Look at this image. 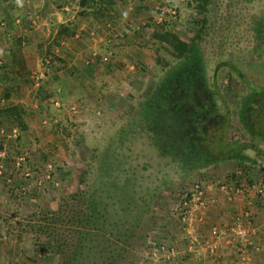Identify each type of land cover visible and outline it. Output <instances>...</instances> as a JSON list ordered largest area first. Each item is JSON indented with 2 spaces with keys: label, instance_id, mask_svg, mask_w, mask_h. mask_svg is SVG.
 Segmentation results:
<instances>
[{
  "label": "rangeland",
  "instance_id": "rangeland-1",
  "mask_svg": "<svg viewBox=\"0 0 264 264\" xmlns=\"http://www.w3.org/2000/svg\"><path fill=\"white\" fill-rule=\"evenodd\" d=\"M42 1L44 5H51L53 10L56 7L63 10L51 15V12H41L40 16L35 9L36 4H41ZM135 1H103L100 8H107L109 4L108 8L111 7L110 11L113 12L110 18L109 11L101 9L94 16L89 12L79 15L78 0H0V60L3 58L0 61V81L3 80L5 85L3 91L0 87V264H58L59 250L41 248L40 242L47 236L35 229L37 223L48 228L55 227L59 231L74 227L72 224L48 220L50 210H56L57 205L65 200L70 204L66 207L68 210H78L79 214L81 208L89 215V222L83 226V233H80V244L76 253L72 254L75 258L69 264H145L146 261L161 264L158 254L153 255V249L149 250L148 246L161 242V239L168 236L166 232L169 233L170 225H175L166 223L167 231L163 230L164 237L159 236V239L152 240L148 233L157 231L160 234L159 230L166 227V213L172 210V204L176 203L178 195L193 182L192 174L197 169H179L168 159L173 156L170 155V149L161 154L160 150L148 143V135L141 127L138 110L166 72L178 66L185 57H174L166 42L152 37L154 41L148 43L150 60L146 64L137 62L136 65L142 66L139 65L134 70L136 73L131 75L134 78L129 81V85L121 87L122 93L116 92L117 97H114L115 94L98 93L105 95L107 102H111H108L110 114L100 119L90 112L96 105L90 94L88 96L91 98L84 106H79V112L75 111V114L67 115L62 106L55 111L49 105V100L44 103V99L48 97L45 92H37L36 95L29 92L28 88L33 84L31 80L34 79L31 77L32 73L27 75L18 67L19 60L23 63L26 60L25 64L33 67L30 61L34 53H42L50 48L48 45L49 48L43 50L44 45H38L41 50L37 51L36 46L31 44L33 40L44 41L43 37L49 32L51 34L53 29L55 39L57 32L63 27L64 31L59 33L60 36L70 40L75 33L81 31L78 28L81 21L90 23L96 20L98 23H106L117 19L114 23L117 24L118 21L126 20L128 11L132 12L130 6L136 4ZM140 1L146 4L145 10L151 14V19L160 16L157 15L160 11L162 18L164 17L161 20L163 23L152 22L154 25L144 30L146 37L151 36L149 32L153 33V29H167L183 41L192 42V47L202 61L207 85L213 86L217 92L214 96L215 103L221 113L226 110L229 122L227 136L233 140L251 141L256 149L264 153L263 141L250 139L240 131L234 104L239 91L245 90L244 82L264 85V65L261 61L264 32L260 46L249 25V19L263 16L264 0ZM118 4L123 5L124 10ZM171 9L175 10L174 14L169 12ZM44 18L51 23L41 22ZM32 19H38L35 21V25H38L36 28ZM60 20L63 22H59ZM70 29L71 37L65 35ZM89 30L93 31L94 28L90 27ZM33 31H37V36ZM97 31L98 34L93 31V36L101 38L107 34L102 28ZM54 45L61 46L59 42ZM66 46L76 50L71 43L69 46L65 45V48ZM139 46L145 49L143 43ZM128 64L132 65V69L135 67L133 61ZM13 66H17L23 76L12 75ZM226 66L231 67L232 72ZM175 74L179 76L175 79L177 85H169L172 93L167 90L164 98H168L167 95L170 94L178 97V82L186 81L182 78L183 72L178 70ZM43 79V76L38 78L36 82L40 84L37 85L45 86L42 84L45 81ZM16 82H19V86L14 88ZM186 86L191 87L189 84ZM159 99L161 100L160 97ZM55 105L60 107L59 103ZM185 109L182 105V111L176 112L177 115L173 116L175 118L165 119V124L168 123V135L178 138L187 130L183 112ZM75 110L78 111L77 108ZM122 112L124 114L121 117ZM15 117L23 120L29 118L32 123L28 125L24 122L26 127L20 128L15 125ZM172 119L177 121L175 126L168 121ZM126 130L129 132L125 133ZM173 145L178 151L185 149L189 153L194 150L190 138ZM243 152L252 161L255 159L254 165L249 161L245 163L249 166L251 175L254 176L258 170L264 177V156H256L251 148H246ZM209 160L207 156L193 157L191 162L200 165ZM236 167V162L235 167L230 165L231 172H236L237 170H233ZM4 172L14 179L9 182L2 178ZM25 172L28 173L27 176ZM256 178V182L261 181L260 176ZM3 181L7 184H3ZM197 182L200 185V181ZM211 184L217 186V182ZM88 201L90 204L85 205ZM32 213L41 218H30ZM58 217L62 219V215ZM178 233L180 234V230ZM165 238L164 240L171 241L176 237ZM148 250L152 253L148 254Z\"/></svg>",
  "mask_w": 264,
  "mask_h": 264
},
{
  "label": "crops",
  "instance_id": "crops-1",
  "mask_svg": "<svg viewBox=\"0 0 264 264\" xmlns=\"http://www.w3.org/2000/svg\"><path fill=\"white\" fill-rule=\"evenodd\" d=\"M135 3L136 4H133V6L131 4L130 7L132 12L128 11L126 20H121V22L118 21L119 23L117 22V24H114L117 19L108 20L106 23L99 22L100 24L96 20L90 22V27L94 28V33L96 31L95 34H98L97 29L99 28L106 30L107 34H104V36L102 35L101 38L93 36V31L89 30L90 23L81 21L78 26L81 31L75 33L70 40H67L66 37L57 38L55 40L54 29L51 34L49 32L43 37L44 41L39 42L37 39L33 40L34 43L32 41L31 44L33 47L34 45L36 46L37 51L41 50V46L38 48V45H44V47L42 46L43 50L49 45L52 54L47 53L48 49L44 50L42 53H39L41 51L34 53L30 61L31 65H34V68L25 64L26 60H24L25 63L19 60L18 67L22 68V71L24 73L26 72L25 74L27 75L32 73L31 77L34 78L31 80L33 81L32 86L30 89L28 88L29 92L33 95H36L37 92H45L48 97L44 99V103H47V100H49V105H51L55 111L62 106L65 113L69 116L70 113H74L75 111L79 112V106H84L87 103L86 101L91 97V99L95 100L96 104L90 111L92 116L95 114L97 119H100L104 118L106 114H110L108 102L109 104H111V102H107L106 98H104L105 95H99L98 93L115 94L114 97H117L116 92L122 93L123 88L121 87L129 85V81L134 78L131 75L136 73L134 70H136L139 65L142 66V64L136 65L137 62L146 64L150 60L149 55L151 50H149L150 46L148 43H152L154 40L150 35L146 37L144 30L148 28V25L146 26L147 22L153 25L152 22L154 17L151 19V14L145 10L146 4L144 2L136 0ZM118 5L124 10L123 5ZM36 6L35 12L39 13V15L41 12H51L50 15L54 12L59 14V12L61 13L63 10L61 7H56V9L53 10L51 9V5H44V2L36 4ZM119 19H121V17H119ZM35 21L37 22L38 19L31 20L34 28L38 26L35 25ZM41 22L46 24L51 23V21L47 22L46 18L41 20ZM59 22L63 21L60 20ZM33 32L34 35L37 36V31ZM138 33L143 36H139ZM149 34L151 33L149 32ZM54 41L59 42L61 46L54 45ZM144 41H146V44ZM70 43L75 45L76 50H71L67 48V46L65 48V45L69 46ZM142 43L145 45L144 50L139 46ZM54 56L60 61L54 60ZM0 61H3V58ZM132 61L135 64L133 69L132 65L128 64ZM123 63L124 65L122 66ZM18 67H12V75L16 76L18 74V76L21 77L23 75H21L22 72ZM119 67L121 69H119ZM122 69H124V71H122ZM42 76L45 77V79H43L45 81L42 83L45 84V86L42 85L43 87L37 85L39 82H36V80ZM19 82L15 83L14 88L17 85L19 86ZM25 85L27 88V84ZM0 87H2V91L5 90L3 80L0 81ZM89 94L91 97L88 96ZM56 102L60 104V107L55 105L57 104ZM75 107L78 111L75 110ZM123 114L122 112L120 116L122 117ZM76 119L78 118L76 117ZM25 121L28 125L32 123L29 118L27 120L25 119ZM126 132L129 131L126 130L125 133ZM230 165L235 167V161L227 160L216 162L198 168L196 171H193L194 174L190 172L193 176V181H200V184L204 186L205 194L209 201H206L205 207L201 210L202 221L198 222L191 217L189 223L185 226V230H182L184 233L180 230L179 234L178 231L174 229L176 226L170 225L169 229L172 228L173 231L176 230L174 234L178 233L180 236L183 235L184 239L178 235L175 239L171 236V241H173L179 249L183 250L179 254V258H182V261L186 257L184 260L186 262H182L183 264H186L188 260L193 264H235V254L229 245L223 241L218 242L217 250L213 254H209L207 253L208 248L202 242L206 237L210 239L208 234L211 226H219L223 223H227L232 214L237 213L242 206H247V195L246 197L230 195V200H228L217 187L221 182H230L227 180L228 174L232 173ZM236 168H233V170H236ZM260 174L262 173L257 170V173L253 174L254 179H257L256 177L258 176L262 177ZM244 178H246V176L239 178L240 182H242ZM212 182H217V186H213L211 184ZM258 201H255L254 198L250 202L249 208L255 211L259 209L261 205ZM261 203H264V197ZM163 230H165V228L161 230V233ZM262 230L263 231L257 230L254 237L255 240L261 244V251L255 252L248 248V262L251 264H264V229Z\"/></svg>",
  "mask_w": 264,
  "mask_h": 264
},
{
  "label": "trees",
  "instance_id": "trees-1",
  "mask_svg": "<svg viewBox=\"0 0 264 264\" xmlns=\"http://www.w3.org/2000/svg\"><path fill=\"white\" fill-rule=\"evenodd\" d=\"M105 0H78L79 5V15H82L86 12H89L92 16L97 13H100L101 10L109 11L110 15L108 17L111 18V7L103 8L101 4ZM108 3H115V0H106ZM244 2H249L251 0H241ZM47 1H45L46 3ZM96 7V9H95ZM94 8V9H93ZM92 9V11H89ZM101 9V10H99ZM162 22V21H161ZM163 23V22H162ZM148 24V23H147ZM161 24V23H158ZM154 25V24H153ZM249 25L251 28V32L253 33L255 40L257 41L258 45H262V38L261 35L264 32V5H263V16L257 19H249ZM148 27H151V24H148ZM64 31V27L57 32L56 38H61L60 32ZM71 29L66 31L65 35L71 37ZM151 37L154 39H158L160 42H166V44L171 48V52H173L174 57L182 58L185 57L184 60L178 66H174L166 74L159 80L154 87L150 94L143 100L141 108L139 111V119L140 123L144 129V131L148 135V143L152 144L154 147L157 148L159 153L164 154L169 149L171 150V156L168 159L174 163L179 169L183 171H190L194 169H198V166H206L212 163L233 160L236 162V172H232L228 174L227 180L232 181L235 184L240 182L239 178L242 176H246L244 178V183L248 188L256 183V179L251 175V171H249V166L245 163L249 161L251 165H254V161L247 156L243 150L246 148H251L254 150V154L257 156H264V153L260 149H256L251 141L243 140V139H231L227 136V128L229 127L228 116L226 110L221 113L218 109L214 96L217 92L214 90L213 86L210 87L207 85L204 68L199 55L196 53V49L192 47V42L187 43L183 41L176 35L175 33L167 31V29H163V31H156L153 29V33H151ZM56 42V41H54ZM160 46V45H159ZM164 49V47H162ZM51 47L48 49V53L50 52ZM54 60L60 61L56 56L53 57ZM262 64L264 65V53L261 57ZM227 70H231L232 68L226 66ZM183 72L182 78L186 80L185 82H178L177 90L178 97L176 96H169L168 98H164L165 94L169 91V85L176 84L175 79L177 76L175 71ZM216 70V69H215ZM215 72V71H214ZM232 72V70H231ZM234 73V72H233ZM214 74V73H213ZM189 84L191 87H187L186 85ZM177 85V84H176ZM229 85V84H228ZM245 90L239 91V96L234 100V104L237 109L236 120L239 125L240 131L244 135H247L250 139L257 138L264 142V85H257L253 82H244ZM179 87V90H178ZM193 88V89H191ZM186 89H188L186 91ZM168 90V91H167ZM196 90V91H194ZM188 92L186 94V92ZM172 93L171 91H169ZM159 97L163 98L161 100ZM181 102V103H180ZM205 104H208L205 105ZM182 105L186 107L183 111L185 114V125L187 130L176 138L174 136H170L167 134L166 130H168V123L165 124V119L175 118L173 117L174 114L180 113L182 111ZM149 107V108H148ZM148 108V109H147ZM160 110L157 112V110ZM150 110H152L150 112ZM165 112L163 113V111ZM6 112V111H4ZM177 112V113H176ZM1 113V110H0ZM167 113H170L169 115ZM16 116V115H14ZM25 120V118H24ZM22 118L15 117V125L18 127H26V124ZM173 126L177 124L175 120H168ZM138 124V123H137ZM189 126V127H188ZM176 130L175 128H173ZM17 137V135H16ZM15 137V138H16ZM186 138H190L191 142L193 143V149L190 151H197V153L191 154L190 151L176 150V147L173 144H177L178 141H183ZM172 139V141H170ZM213 140V141H212ZM210 143L209 145L207 144ZM199 145L201 148H198ZM172 148V149H171ZM166 150L165 152H162ZM173 150V151H172ZM188 154V155H187ZM187 155V156H186ZM163 156V155H162ZM184 156V157H183ZM209 158L210 160L205 164H196L192 163L191 159L193 157H205ZM206 162V161H204ZM197 166V167H196ZM200 166V167H202ZM199 167V168H200ZM248 169V170H246ZM247 171L249 172L247 174ZM241 175V177H240ZM2 178L5 180L7 179L9 182L14 178L10 176V174L3 173ZM261 181L264 182V177L260 178ZM7 182V181H6ZM197 182V181H196ZM3 184L5 181H3ZM11 184V183H10ZM190 185H188L189 187ZM188 187L184 189L179 195L176 202L181 200L182 194H185V198L189 200V191ZM264 197V193L257 196L255 201H258L259 204H264L262 202V198ZM21 197H19V200ZM18 200V201H19ZM87 200V199H86ZM17 201V202H18ZM84 201V200H83ZM257 202V203H258ZM90 202L88 201L85 205H89ZM67 205H70L66 200L62 201L57 205L56 210H50L49 219L51 222H64L66 224H72L74 227H70L69 229L65 230H58L55 227L48 228L46 226L40 225L39 223L36 224L35 231H41L43 234L47 236L46 239H42L40 242V247L44 250H48L51 248H55V250H59L60 260L58 264H69L70 261L75 258L73 253H76V249L78 244H80V233H83V226H86L89 222V215H86L81 208L74 212L71 209H67ZM84 205V206H85ZM169 210V209H167ZM180 210H178L179 212ZM58 215H62V219L58 217ZM30 218L37 217L41 218L40 215L37 216L36 213H32ZM44 215L42 216V218ZM166 217L168 218L165 220L166 223H173L176 227L178 232L179 230L182 231V225L179 222V215L177 211L170 210L166 213ZM160 220V217H159ZM163 220V219H161ZM78 226V227H77ZM167 224L165 227V232L167 231ZM69 230V232H68ZM160 234L157 231L152 233H148V237H152L153 239H159V236H163V233ZM75 232V233H74ZM175 230L173 229L166 232L168 238L170 236L176 237L177 235L174 234ZM184 233V231H182ZM81 233V234H82ZM165 234V233H164ZM170 235V236H169ZM179 237L183 238V235ZM154 237V238H153ZM35 238V237H34ZM161 239V242L167 241L168 243L172 242L169 240ZM184 239V238H183ZM156 244L149 245L148 249L156 248ZM150 247V248H149ZM148 250V254L150 251ZM186 259V257L184 258ZM149 262H145L148 264ZM168 264L167 261L163 260L161 264Z\"/></svg>",
  "mask_w": 264,
  "mask_h": 264
},
{
  "label": "built area",
  "instance_id": "built-area-1",
  "mask_svg": "<svg viewBox=\"0 0 264 264\" xmlns=\"http://www.w3.org/2000/svg\"><path fill=\"white\" fill-rule=\"evenodd\" d=\"M171 14L175 13L174 9L169 10ZM155 16L153 22L160 23L164 19L162 18V11ZM124 16V13H123ZM104 59V58H103ZM14 135V133H13ZM18 164V162H17ZM27 176V172L24 173ZM219 191L223 192L224 197L230 200V195L244 196L247 195V206H242L237 213L230 216V220L227 223H223L219 226H211L209 228V236L206 237L202 242L208 248L207 253L213 254L218 247V242L223 241L230 246L233 253L235 254V264H251L248 262V248L252 251L260 252L261 244L255 240L257 230L264 229V207L262 204L256 211L249 208L250 202L260 194L264 193V182H256L250 188L246 186L244 181L235 184L234 182H221L218 184ZM189 200L185 198L183 193L181 200L173 204L171 208L173 211H177L179 215V222L182 225V230H185V226L189 223V219L192 217L196 221H202L201 210L205 207L206 201H209L205 194V188L202 184L193 181L188 187ZM178 210H180L178 212ZM153 255L158 254L160 261H167L168 264H183L179 258V254L183 251L172 241L170 243L156 244V248L153 249ZM157 261L158 259H154ZM157 263V262H156ZM151 264V263H148ZM186 264H193L190 260Z\"/></svg>",
  "mask_w": 264,
  "mask_h": 264
},
{
  "label": "flooded vegetation",
  "instance_id": "flooded-vegetation-1",
  "mask_svg": "<svg viewBox=\"0 0 264 264\" xmlns=\"http://www.w3.org/2000/svg\"><path fill=\"white\" fill-rule=\"evenodd\" d=\"M138 126V125H137ZM139 127V126H138ZM141 127H142V125H141ZM152 145V144H151Z\"/></svg>",
  "mask_w": 264,
  "mask_h": 264
}]
</instances>
